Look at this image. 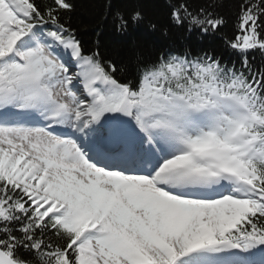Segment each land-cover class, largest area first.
Instances as JSON below:
<instances>
[{
	"label": "snow or ice",
	"instance_id": "obj_1",
	"mask_svg": "<svg viewBox=\"0 0 264 264\" xmlns=\"http://www.w3.org/2000/svg\"><path fill=\"white\" fill-rule=\"evenodd\" d=\"M0 264H264V0H0Z\"/></svg>",
	"mask_w": 264,
	"mask_h": 264
},
{
	"label": "trees",
	"instance_id": "obj_2",
	"mask_svg": "<svg viewBox=\"0 0 264 264\" xmlns=\"http://www.w3.org/2000/svg\"><path fill=\"white\" fill-rule=\"evenodd\" d=\"M225 2L230 4L231 0H225ZM80 19L82 20L83 24L88 28H90L94 24V19L87 13V11L82 13ZM108 42L117 49L120 47L119 43L116 41L115 38H109Z\"/></svg>",
	"mask_w": 264,
	"mask_h": 264
}]
</instances>
